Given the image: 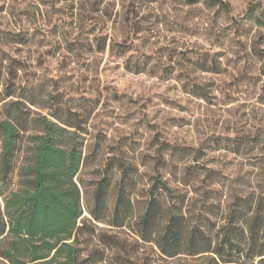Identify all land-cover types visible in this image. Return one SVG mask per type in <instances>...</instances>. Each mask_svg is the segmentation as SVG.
<instances>
[{
	"label": "rangeland",
	"instance_id": "1",
	"mask_svg": "<svg viewBox=\"0 0 264 264\" xmlns=\"http://www.w3.org/2000/svg\"><path fill=\"white\" fill-rule=\"evenodd\" d=\"M222 1L229 12L204 0H0L1 87L22 90L37 112L50 106L85 122L84 216L105 174L113 200L119 168L142 194L164 140L179 164L257 170L264 23L252 16L264 21V0ZM96 225L138 264H209L205 256L162 259L128 227Z\"/></svg>",
	"mask_w": 264,
	"mask_h": 264
},
{
	"label": "trees",
	"instance_id": "2",
	"mask_svg": "<svg viewBox=\"0 0 264 264\" xmlns=\"http://www.w3.org/2000/svg\"><path fill=\"white\" fill-rule=\"evenodd\" d=\"M204 2L230 11L222 0ZM1 75L0 67V264H138L115 234L96 231L99 222L128 227L162 259L264 264V156L255 172L229 175L173 162L176 146L161 141L150 186L138 194L134 176L119 168L111 200L105 174L86 217L85 122L76 112L33 110L22 90L1 87Z\"/></svg>",
	"mask_w": 264,
	"mask_h": 264
}]
</instances>
